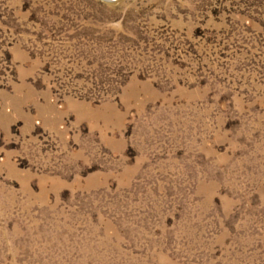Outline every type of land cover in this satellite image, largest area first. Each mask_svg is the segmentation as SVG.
I'll return each mask as SVG.
<instances>
[{
    "label": "rangeland",
    "instance_id": "374dc122",
    "mask_svg": "<svg viewBox=\"0 0 264 264\" xmlns=\"http://www.w3.org/2000/svg\"><path fill=\"white\" fill-rule=\"evenodd\" d=\"M0 264H264V0H0Z\"/></svg>",
    "mask_w": 264,
    "mask_h": 264
},
{
    "label": "bare ground",
    "instance_id": "6f19581e",
    "mask_svg": "<svg viewBox=\"0 0 264 264\" xmlns=\"http://www.w3.org/2000/svg\"><path fill=\"white\" fill-rule=\"evenodd\" d=\"M136 87H137L136 84L132 85L129 93H134L136 91ZM75 106L81 111L88 110L90 112H99V111H103L102 109H107L108 108V107H101V108L94 109V108L89 107L87 105H77V104H75ZM6 118H7V115L3 114V119L5 120Z\"/></svg>",
    "mask_w": 264,
    "mask_h": 264
},
{
    "label": "crops",
    "instance_id": "0c3cea01",
    "mask_svg": "<svg viewBox=\"0 0 264 264\" xmlns=\"http://www.w3.org/2000/svg\"><path fill=\"white\" fill-rule=\"evenodd\" d=\"M2 91H3V89H2ZM2 94L4 95V98L8 96V93H7L6 91H3ZM17 95H18V98L21 99V95H22V93L18 92ZM2 99H3V98H2ZM4 100H5V99H4ZM4 100H3V102H4ZM1 101H2V100H1ZM3 120H4V119H3ZM4 121H6V120H4Z\"/></svg>",
    "mask_w": 264,
    "mask_h": 264
},
{
    "label": "water",
    "instance_id": "95a60500",
    "mask_svg": "<svg viewBox=\"0 0 264 264\" xmlns=\"http://www.w3.org/2000/svg\"><path fill=\"white\" fill-rule=\"evenodd\" d=\"M104 1H107V2H114V1H117V0H104Z\"/></svg>",
    "mask_w": 264,
    "mask_h": 264
}]
</instances>
